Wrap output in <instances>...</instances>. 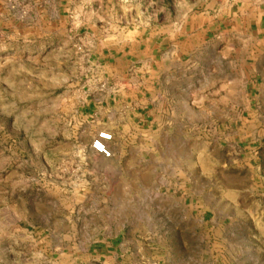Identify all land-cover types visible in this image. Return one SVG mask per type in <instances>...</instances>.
<instances>
[{
    "label": "rangeland",
    "instance_id": "1",
    "mask_svg": "<svg viewBox=\"0 0 264 264\" xmlns=\"http://www.w3.org/2000/svg\"><path fill=\"white\" fill-rule=\"evenodd\" d=\"M203 8L0 0V264H94V249L157 264L213 238L199 213L219 208L227 188L264 208L249 179L264 136L239 135L240 121L216 117L226 104L207 86L204 56L190 57L192 81H178L176 95L159 91L143 121L124 104L126 71L105 64L109 51L156 33L171 51V37ZM101 133L112 137L109 158L92 149Z\"/></svg>",
    "mask_w": 264,
    "mask_h": 264
},
{
    "label": "crops",
    "instance_id": "2",
    "mask_svg": "<svg viewBox=\"0 0 264 264\" xmlns=\"http://www.w3.org/2000/svg\"><path fill=\"white\" fill-rule=\"evenodd\" d=\"M202 6V10L186 20L184 30L171 37V51H162V39L156 33L151 40L137 37L120 51L114 49L107 53L105 64L111 63L126 71L124 104L131 116L142 117L140 120L143 121L145 110L159 102L157 96L161 90L166 93L165 90L170 89L176 95V91L181 92L178 81H192L190 57L199 54L204 56L203 64L210 65L206 71L207 86L217 87L216 102L226 104L225 110L216 117L240 121V130H243L239 135L264 136V0H202ZM206 39L210 41V51H183L185 47L201 46ZM161 83L166 85L162 87ZM242 151L237 146L236 153L242 154ZM257 161L259 164L252 169L253 175L249 179L256 188L255 196L264 199V161L260 158ZM243 195L239 188H227L218 197L222 202L219 208L200 210L201 224L210 222L203 232L213 238H202L193 244L191 255L189 248L184 246V253L153 262L261 264L264 208L245 206ZM178 226L181 227V223ZM88 259L94 264L146 263L139 258L124 262L123 257L119 263L115 250H105L104 254V251L94 249Z\"/></svg>",
    "mask_w": 264,
    "mask_h": 264
},
{
    "label": "built area",
    "instance_id": "3",
    "mask_svg": "<svg viewBox=\"0 0 264 264\" xmlns=\"http://www.w3.org/2000/svg\"><path fill=\"white\" fill-rule=\"evenodd\" d=\"M112 139L111 135L101 133L99 137L94 141L92 149L101 155L102 157H111V152L109 151L106 143Z\"/></svg>",
    "mask_w": 264,
    "mask_h": 264
},
{
    "label": "bare ground",
    "instance_id": "4",
    "mask_svg": "<svg viewBox=\"0 0 264 264\" xmlns=\"http://www.w3.org/2000/svg\"><path fill=\"white\" fill-rule=\"evenodd\" d=\"M105 132V131H104ZM107 134V133H106Z\"/></svg>",
    "mask_w": 264,
    "mask_h": 264
}]
</instances>
